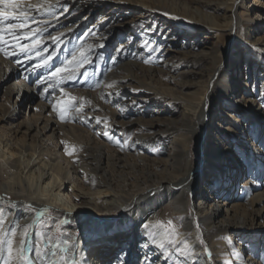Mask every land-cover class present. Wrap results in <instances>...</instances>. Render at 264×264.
I'll return each instance as SVG.
<instances>
[{
	"label": "bare ground",
	"instance_id": "obj_1",
	"mask_svg": "<svg viewBox=\"0 0 264 264\" xmlns=\"http://www.w3.org/2000/svg\"><path fill=\"white\" fill-rule=\"evenodd\" d=\"M16 3L0 17V192L13 196L0 202L12 206L13 264L39 209L108 226L96 236L84 226L76 264H264V0ZM20 11L35 21L8 28L24 22ZM99 51L112 63L91 72ZM58 66L68 71L53 77ZM77 67L92 73L87 82L66 79ZM159 198L172 203L173 233L161 209L151 213Z\"/></svg>",
	"mask_w": 264,
	"mask_h": 264
},
{
	"label": "rangeland",
	"instance_id": "obj_2",
	"mask_svg": "<svg viewBox=\"0 0 264 264\" xmlns=\"http://www.w3.org/2000/svg\"><path fill=\"white\" fill-rule=\"evenodd\" d=\"M246 4L249 6L251 4V0H246ZM261 23L260 24L257 23L258 24L257 27L259 26L263 27V23L262 24ZM195 29L198 31L197 33H200L203 35L201 39H203L205 35L209 36L208 35L209 31L205 30L204 27L199 26V27H196ZM195 29L193 28L192 30H195ZM187 31L189 30L187 29ZM210 37L211 36H209L208 41L210 40ZM254 53H255L254 51L249 52V55H248L249 59L253 57ZM97 55H98L97 58L92 60V63H91L92 68H90L91 72L93 71L97 72L98 70H100L103 62H105L106 65H110L112 63V58L109 53L107 54L105 52L103 53L99 51ZM237 56H238L237 62H238V65H240L239 69L241 73L243 69L241 68L242 67L241 65L244 64L245 50H241V49L238 50ZM251 71L252 70H250V73H252ZM262 71L263 69L256 70L255 72L253 70V73L257 74L259 72L257 74L259 75L260 73H262ZM91 72L88 73L89 75L87 77L83 75L78 76V80L80 82H87L88 78L92 74ZM237 82H240V80L238 79ZM106 132H108L109 135L105 136L104 135L105 132H103L102 139L108 140L111 137V134L109 131H106ZM1 149H2V145H0V150ZM197 150H201L199 145L195 146L194 148L195 154ZM3 193H7L8 195V192H6L4 189H1L0 194L5 195ZM8 197L10 199H13L12 195H8ZM158 201H159L158 205L155 207V209L151 213L157 216L156 213H158L159 209H161V213L159 214L158 219L164 222L165 226L164 225L163 226L166 227L165 230H169L170 232L173 233V230L170 227H172V223L175 222L176 220L170 219L169 209L172 207L171 206L172 203L166 202L160 198ZM185 204H187V202H185ZM1 205H0V210H2V212H0V235L5 236L7 239V238L12 237V229L10 230L7 227V224L9 223L8 222V218H9L8 207H12V206L5 202H2ZM188 207L191 209V206H188ZM175 213H177V211H175L174 214ZM28 215H29V218H31V220L29 221V225L27 226L28 239L30 241V244L24 246L23 252H21V245H20L18 249L19 252H17L19 256H16L17 260L28 258L30 261L34 262V260L32 259L33 258L32 256L35 253V249L37 245H39V247L42 249L43 252L48 253L46 257H42V259L47 264H57V261H59V259H62V255L65 257V252L69 254V257H67L66 260H64V264H76V262L78 261V258L83 256L84 252L81 249V247H79L78 239L80 236L83 235L84 233L83 229L85 225L84 223L81 222L80 218L71 219L69 223V221H67V219L64 217L65 214H60V215H63V217L59 218L60 215L50 209H39L37 213L33 214L32 212H29ZM99 221L100 220L96 219L95 217H92V220L90 222H87L85 226V227L88 226L89 228L88 230L92 232L91 233L92 236H96L98 232H102V231L105 232V230L108 229V226L102 225V223H100ZM169 221H171L170 225H169ZM128 223L132 225V221H129ZM69 224H72L73 226ZM121 225L122 224H116L110 227L109 229H116L117 231H119L121 230L120 229ZM167 225L169 227H167ZM133 226H135V224H133ZM198 242L203 243L199 237H198ZM6 249H7L6 244L3 246H0V252L4 250L7 253L5 257H2V254H0V264H2L3 260L8 257V252ZM15 255L16 253L12 251V260L15 258ZM34 264L36 263L34 262ZM131 264H138V263L132 260Z\"/></svg>",
	"mask_w": 264,
	"mask_h": 264
},
{
	"label": "snow or ice",
	"instance_id": "obj_3",
	"mask_svg": "<svg viewBox=\"0 0 264 264\" xmlns=\"http://www.w3.org/2000/svg\"><path fill=\"white\" fill-rule=\"evenodd\" d=\"M18 7V4L16 3V0H0V17H13L15 15L14 9H16ZM30 7H34L36 9V11L40 14H48V15H55L52 11V5H47L44 6L42 4H38V5H32ZM19 15L21 17H24V22L23 23H18V24H10L7 27L10 29H14V28H20L23 29L27 26L29 19H31L32 21H35V16L32 15L31 13H26L25 11H20ZM0 23H3V20H0ZM70 30V29H69ZM47 31L46 28L41 29V31L38 33L39 35H42L43 32ZM37 34L36 29H33L30 33L26 34V38L27 35H35ZM64 35V33H61L60 36H56V37H52V40L54 43H62L61 37ZM41 43L40 40H36L34 41V44L32 46L29 45H24L20 48L21 52L24 51H33L35 49V47L37 45H39ZM103 46V45H101ZM121 49H117V51H121ZM45 52H48L49 50L47 48L44 49ZM37 56H41V53L39 51L36 52ZM56 54L53 52L51 55H48L46 59H44L43 57H41V59H43V65L45 67L49 66V62L53 60V57ZM73 60L77 63V65H79L80 67H82L84 64L89 63V59L88 57L84 56L83 53H81V59L77 60L76 57H73ZM63 63V62H62ZM145 63H147V61H145ZM68 71L67 67H55V70L51 72V75L53 77H56L58 74L62 73V72H66ZM77 75H83L85 77H87L89 74L87 72H83L80 73L79 71V67L77 68H73L71 70V72H69V75L66 77L67 80H73L77 77ZM100 81L97 82L96 86L99 87L100 85ZM112 85H108V87H111ZM68 103V102H65ZM83 107V105H81V108ZM81 108H77L76 111L80 112ZM63 119V117H61ZM87 122V121H85ZM97 123H99V120L97 121ZM105 136H108L109 133L105 132L104 133ZM65 152L67 155H71L72 153L66 148ZM0 212H2V210H0ZM171 224V221H169V225ZM145 228H147V225H144ZM12 235L14 236L15 233L13 232ZM165 239L169 238V233L165 232L164 234ZM169 242L170 239H169ZM7 245V252H8V257L5 258L3 260V264H13L12 261V250H13V240L11 238H7L3 235H0V246L3 245ZM30 244V241L28 239V231L27 228L25 229V232L23 233V238L20 240V245H21V252H23L24 246ZM161 248L165 247V244L162 242L159 245ZM187 244L185 242V248H187ZM207 251V249H206ZM35 253H36V260H40L42 257H46L48 255L47 252H43L42 249L39 247V245H37L36 249H35ZM16 264H34L33 261H30L28 258H23L19 261L16 262Z\"/></svg>",
	"mask_w": 264,
	"mask_h": 264
}]
</instances>
